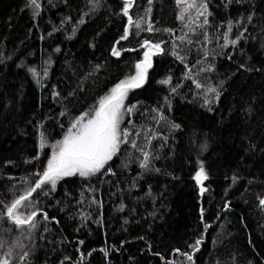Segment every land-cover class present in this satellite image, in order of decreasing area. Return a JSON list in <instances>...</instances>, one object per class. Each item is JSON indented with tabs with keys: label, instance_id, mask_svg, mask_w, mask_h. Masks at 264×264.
Segmentation results:
<instances>
[{
	"label": "trees",
	"instance_id": "trees-1",
	"mask_svg": "<svg viewBox=\"0 0 264 264\" xmlns=\"http://www.w3.org/2000/svg\"><path fill=\"white\" fill-rule=\"evenodd\" d=\"M205 2L181 21L176 0H131L127 16L125 0H0V258L264 264V0ZM145 41L161 50L128 91L127 142L100 172L34 192L17 211H36V227H17L7 207L78 116L136 75Z\"/></svg>",
	"mask_w": 264,
	"mask_h": 264
},
{
	"label": "snow or ice",
	"instance_id": "snow-or-ice-1",
	"mask_svg": "<svg viewBox=\"0 0 264 264\" xmlns=\"http://www.w3.org/2000/svg\"><path fill=\"white\" fill-rule=\"evenodd\" d=\"M149 3H151V0H149ZM176 3L180 7L178 19L181 21L185 19L186 13L190 14L191 9H197L198 14L201 16L204 15L207 9L205 0H201L200 3H197V0H176ZM31 4L34 7H39L37 0H31ZM130 6L131 0H125V7L123 8L124 15H128ZM249 19H251V17H249ZM81 23H83V21H81ZM128 23L129 25L134 23L131 17H129ZM207 23L208 19L205 16L204 24ZM202 26L203 25H201V27ZM135 27L137 29L140 28V23L138 21L135 22ZM147 30L153 31L151 23H148ZM230 30L231 25H229V31ZM127 32L128 29L126 28L125 36L121 37L122 40L127 37ZM179 39L183 40L185 38L180 37ZM225 39H227V35H225ZM236 42V40L231 41L232 44H236ZM188 43H191V40H189ZM144 44L149 45V42L145 41ZM152 48H155L157 51L161 50L160 44L149 45V50L144 54V60L136 64V75L116 84L110 90V94L100 99L99 106L95 109L94 114L91 115L90 118L85 121V117L88 116V114H81V116L76 119V122L69 128L63 139L52 145V155L48 159L43 172L37 173L39 178L35 181L34 186L27 189L23 195H20L19 198L14 200L6 209L4 215H6L17 227H23L25 225L29 228L36 227L34 221L37 215L36 211H32L29 215H23L17 211L22 204L26 201H30L34 192L38 189H42L46 184H50L51 188L55 189L57 182L63 177H70L76 174L87 177L100 172L105 164L117 153L120 144L122 142H127L130 133L128 129L121 130L120 128L123 116L122 110L131 113L135 106L125 109L124 100L130 89L139 88L143 84L147 75V70L151 67V56L153 55ZM173 54L176 55V53ZM112 55L119 56L120 52L113 48ZM169 80L170 78L161 81V83L167 84ZM197 87H199V85H197ZM173 91H175V89H173ZM209 91L215 92L216 90L209 89ZM129 123L131 122L129 121ZM173 127L179 128V125L174 124ZM44 146V137L43 133H41L40 147L43 148ZM133 146H135L134 142ZM144 157L145 159L141 165L142 167L147 166L148 154L144 153ZM194 179L201 185L204 180L208 179L202 163ZM203 191H205V189L201 187V192ZM260 204L264 205V199L260 200ZM44 218L48 219L46 213L44 214ZM80 243L82 244L83 241H80ZM200 243L201 241L197 240L193 248H196ZM0 247H3L2 243H0ZM185 255L188 254L185 253ZM6 256H11V252L7 253ZM27 256L28 253L25 252L19 259L23 261ZM188 259L191 260L192 257L188 255ZM0 264H10V261L7 258H0Z\"/></svg>",
	"mask_w": 264,
	"mask_h": 264
},
{
	"label": "rangeland",
	"instance_id": "rangeland-1",
	"mask_svg": "<svg viewBox=\"0 0 264 264\" xmlns=\"http://www.w3.org/2000/svg\"><path fill=\"white\" fill-rule=\"evenodd\" d=\"M108 94H110V91H109L106 95H108ZM100 99H101V98H100ZM99 101H100V100H99ZM99 101H98L96 107H95L91 112H84V113H87V114H88V116L85 117V121H86L88 118H90L91 115L94 114L95 109L99 106ZM124 105H125V109H126V108H127V105H128V104H127V96H126V98H125V100H124ZM122 112H123V116H122V121H121V124H120V128H122L123 122H124V120L126 119V116H127V113H128V112H126V111H124V110H122ZM84 113H82V114H84ZM80 116H81V115H79L78 117H80ZM75 122H76V120L74 121V123H75ZM67 132H68V131H67ZM67 132L65 133V135L67 134ZM65 135H64V136H65ZM64 136H63V137H64ZM63 137H62L61 139H59V140H62ZM59 140H58V141H59ZM56 142H57V141H56ZM56 142H54L52 145L56 144ZM40 144H41V141H40ZM44 144L49 146V144H46L45 142H44ZM52 145H50L51 148H52ZM52 151H53V148H52ZM52 151H51V155H52ZM51 155H50V157H51ZM50 157H49V158H50ZM204 181H205V180H204ZM204 181H203L202 185L199 184L200 189H201V187H203V188L205 189Z\"/></svg>",
	"mask_w": 264,
	"mask_h": 264
}]
</instances>
